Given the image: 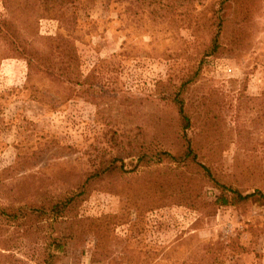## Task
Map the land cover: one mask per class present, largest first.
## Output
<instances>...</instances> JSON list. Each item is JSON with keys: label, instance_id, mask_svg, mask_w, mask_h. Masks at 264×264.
<instances>
[{"label": "rangeland", "instance_id": "obj_1", "mask_svg": "<svg viewBox=\"0 0 264 264\" xmlns=\"http://www.w3.org/2000/svg\"><path fill=\"white\" fill-rule=\"evenodd\" d=\"M250 1L239 43L218 55H204L206 16L228 18L221 33L230 38L233 0H195L174 15L148 1L73 0L16 20L38 59L0 39V202L75 189L117 153L112 134L121 140L124 128L147 125L172 141L179 120L161 97L195 69L185 96L215 119L213 131H199L200 156L243 193H264V0ZM7 15L0 0V20ZM136 160L124 157L120 173L93 182L74 216L54 225L65 243L56 264H264L263 198L219 205V190L198 173Z\"/></svg>", "mask_w": 264, "mask_h": 264}, {"label": "trees", "instance_id": "obj_2", "mask_svg": "<svg viewBox=\"0 0 264 264\" xmlns=\"http://www.w3.org/2000/svg\"><path fill=\"white\" fill-rule=\"evenodd\" d=\"M137 1H148L149 5L166 7L171 12L170 15H174L176 10H180L181 14H188L195 0ZM224 1L226 0H219L220 4ZM233 1L235 8L233 17H229V20L238 25L232 28L230 38L225 39L221 33L223 23L228 21V18L222 17L214 10L209 17L206 16L209 27L212 29H210L209 41L204 48V55H218L230 51L239 43L237 27L246 21L253 1ZM72 2L73 0H3L8 15L0 20V39L19 54L26 56L29 63L33 60L37 61L38 56H35L29 48L22 44L16 27V20L20 21L21 17L30 11L46 15L56 14ZM192 20L189 19V22ZM194 22L196 24V21ZM196 74L197 69L191 71L178 85L169 86L168 92L161 97L174 107L179 120V132L173 133L172 141L166 138V135L159 133L149 135L147 125L136 126L135 131L130 129L132 132L127 133L124 128L122 130L124 132L120 136L121 140H119L117 133L112 134V143L117 153L115 155H103L98 165L85 176L81 183L76 185L75 189H68L57 196L51 195V193L47 194L48 190L43 191L42 189L43 193L41 194L47 197L38 201L30 202L27 199H21L18 195L12 197L13 199L7 203L0 202V264H56L60 258V253L64 250L65 243L62 241V236L54 234V225L59 222L63 223L64 220L74 216L72 212L87 195L88 188L93 182H99L111 174L120 173L123 168V159L126 156H134L138 165L142 164L149 167L162 162H170L176 167L198 173L219 190L214 202L219 205L239 203L253 197L264 199V193L259 189L243 193L232 184L226 183L213 169L209 159L205 157L204 160L203 156H200L198 145L199 139L202 137L199 131L201 132L204 126L207 130L213 131L215 128L212 123L215 122V119L213 118L214 115L210 114V107L203 111H193L194 103L199 104V102L188 101L189 98L185 96L189 83ZM261 96L264 97V90ZM158 123L163 124V121L160 120ZM190 129H194L192 133H188ZM154 139L160 140V146H153L152 141ZM163 141L174 145L175 149L162 148L161 143ZM177 191L181 192L182 188L177 189ZM191 201L194 200L191 197L188 198L190 204ZM19 240L33 248L31 257H28L27 253H25L26 255L22 253L23 245ZM22 256L27 259L23 260Z\"/></svg>", "mask_w": 264, "mask_h": 264}]
</instances>
